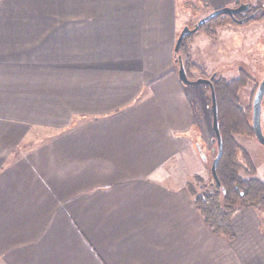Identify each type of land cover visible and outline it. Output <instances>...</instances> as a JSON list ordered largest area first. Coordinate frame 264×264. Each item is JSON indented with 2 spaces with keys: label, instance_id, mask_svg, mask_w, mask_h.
Returning <instances> with one entry per match:
<instances>
[{
  "label": "crops",
  "instance_id": "1",
  "mask_svg": "<svg viewBox=\"0 0 264 264\" xmlns=\"http://www.w3.org/2000/svg\"><path fill=\"white\" fill-rule=\"evenodd\" d=\"M186 26L178 0H0V264H264L252 210L230 240L187 189Z\"/></svg>",
  "mask_w": 264,
  "mask_h": 264
},
{
  "label": "rangeland",
  "instance_id": "2",
  "mask_svg": "<svg viewBox=\"0 0 264 264\" xmlns=\"http://www.w3.org/2000/svg\"><path fill=\"white\" fill-rule=\"evenodd\" d=\"M178 2L182 14L185 15L186 24L190 28L209 15L208 13L211 14L214 11L210 0H178ZM238 4H250L253 9L264 6L262 0H236L230 2L226 8H236ZM210 29L214 30L215 37H209L204 31H200L189 37L184 43L182 53L184 58L188 59L189 65L193 67L188 75L189 79L195 81L218 75V78L233 81L239 79L240 71H244L250 78L245 81V86L238 91V96L242 108L252 109L258 87L264 80V18L248 22L245 25L224 22ZM177 69L179 70L178 65ZM186 88L189 90L196 108L193 136L199 147L198 162L202 166L200 175H190V184L187 187L192 197L196 198L214 189L215 182L211 174V165L217 154V144L212 143L215 134L210 90L203 85L186 86ZM249 119L252 123V113ZM262 129L264 133V100ZM235 140L250 155L255 168L258 169L255 177L264 182V147L251 136L235 135ZM257 148L261 151H258ZM203 156H205L204 160ZM240 176L246 177L243 173ZM247 209L256 214L261 230L264 232V211Z\"/></svg>",
  "mask_w": 264,
  "mask_h": 264
},
{
  "label": "trees",
  "instance_id": "3",
  "mask_svg": "<svg viewBox=\"0 0 264 264\" xmlns=\"http://www.w3.org/2000/svg\"><path fill=\"white\" fill-rule=\"evenodd\" d=\"M224 22L234 23L228 16L217 17L203 25L199 32L204 31L213 38L216 34L210 28L213 29ZM188 38L184 40L179 52L187 75L193 68L182 53ZM249 78L244 71H240L239 79L226 81L218 78L217 75L213 80L223 144L222 157L217 168L221 186L217 187L214 183L213 191L205 192L195 198V206L201 213L206 226L213 234L230 240L234 238L231 222L234 214L247 208L264 211V182L255 177L256 168L250 155L235 140V135L255 138L249 119L252 109L242 108L238 96V91L245 86V81ZM241 173L246 176V179L240 176Z\"/></svg>",
  "mask_w": 264,
  "mask_h": 264
},
{
  "label": "water",
  "instance_id": "4",
  "mask_svg": "<svg viewBox=\"0 0 264 264\" xmlns=\"http://www.w3.org/2000/svg\"><path fill=\"white\" fill-rule=\"evenodd\" d=\"M249 10V5L242 4L238 8H222L219 10L213 11L211 14L205 16L202 18L197 24L194 25L193 28H190L189 26H186L179 34L176 46H175V63L179 66L178 70V78L180 82L184 86L193 87V86H207L210 88L211 92V100H212V113H213V131L215 134V138L212 140V143L217 144V156L212 162L211 165V174L213 177V180L217 187L221 186V183L218 178L217 174V168L219 161L222 157V137L220 133L219 128V122H218V105H217V98L214 90L213 80L215 79L216 75H213L209 79H203L200 78L198 80L192 81L188 78L184 62L181 56H179V52L181 49V46L184 42V40L188 37L193 36L197 32H199L200 28L207 24L208 22L212 21L213 19L217 17H223V16H229L230 18L234 19L236 21V16L246 13ZM255 16L252 15L248 18V20H252ZM238 24H243V21H236ZM263 100H264V80L260 84L257 93L255 95L253 106H252V128L255 135V139L258 141L260 145L264 147V133L262 129V113H263ZM205 159V156H203V160Z\"/></svg>",
  "mask_w": 264,
  "mask_h": 264
},
{
  "label": "flooded vegetation",
  "instance_id": "5",
  "mask_svg": "<svg viewBox=\"0 0 264 264\" xmlns=\"http://www.w3.org/2000/svg\"><path fill=\"white\" fill-rule=\"evenodd\" d=\"M263 3H264V0H262ZM241 4H238L236 8H238ZM249 5V10L246 12V13H243V14H240V15H237L236 16V21H243V24H238L234 19H232V21L235 23V24H238V25H245L246 23L248 22H252V21H256L257 19H262L264 18V6L263 8L261 7H257L255 9H253V7L250 5V4H247ZM254 15L255 17L252 19V20H248V18L250 16ZM229 17V16H228ZM262 83V82H261ZM260 86V85H259ZM207 87V86H206ZM209 88V87H208ZM259 88V87H258Z\"/></svg>",
  "mask_w": 264,
  "mask_h": 264
}]
</instances>
